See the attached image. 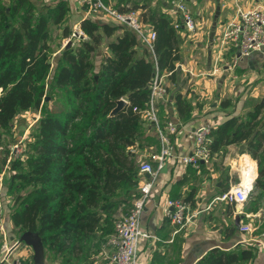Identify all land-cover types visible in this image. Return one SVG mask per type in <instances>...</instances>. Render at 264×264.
I'll return each instance as SVG.
<instances>
[{
  "label": "trees",
  "instance_id": "trees-1",
  "mask_svg": "<svg viewBox=\"0 0 264 264\" xmlns=\"http://www.w3.org/2000/svg\"><path fill=\"white\" fill-rule=\"evenodd\" d=\"M130 8L139 10L143 24L155 31L153 49L158 72L170 71L174 78L182 40V27L174 23H181V19L173 21L165 12L150 9L141 1H133ZM44 9L46 12L31 0H13L7 7H0V130H9L19 112L42 110L27 137V156L22 160L17 156L10 162L8 181L11 186L16 179L38 185L36 195L25 202L15 198L10 218L19 235L23 231L37 232L43 248L60 255L59 264H74L72 259L82 261L80 254L89 253L98 227L112 220L118 205L115 198L122 195V189L138 183L139 163L133 151L139 143L138 109L148 99L155 63L151 51L139 43L133 30L91 17L79 23L86 39L64 47L51 61L48 24H60L68 5L58 0ZM63 33L68 34L67 27ZM104 37H113L107 42L109 53L95 66L92 52ZM121 98L126 103L111 114ZM173 98L179 117L189 120L188 100L178 90ZM262 111L264 105L255 103L245 118L229 117L211 129L208 143L210 154L244 142L253 159L260 156L262 165L253 191H264ZM23 163L27 170L17 171ZM133 194L127 196L132 200L138 193ZM253 257L252 248L215 247L195 264H247ZM20 260V264H34L28 258Z\"/></svg>",
  "mask_w": 264,
  "mask_h": 264
},
{
  "label": "crops",
  "instance_id": "crops-1",
  "mask_svg": "<svg viewBox=\"0 0 264 264\" xmlns=\"http://www.w3.org/2000/svg\"><path fill=\"white\" fill-rule=\"evenodd\" d=\"M106 1L109 3L111 1L116 9H126L133 5V1H141L150 9L165 12L173 21L181 19V11L177 5L182 3L195 20L194 31H186L181 28L180 59L175 63L174 78L168 71L161 73L168 89V97L166 101L157 105L158 118L162 124L167 121L182 124L180 133L167 132L174 153L182 155L192 151L191 134L198 125L207 124L210 129H214L231 116L245 118L252 106L255 103L260 104L261 99L264 98V95L257 97L255 93H252L253 95L244 93L249 91L252 84L255 89H258L257 86L264 83V50L239 56L236 47L232 44H222V33L232 19L236 7L250 8L264 4V0H105L104 2L107 4ZM12 2L13 0H10L9 4ZM68 3L73 7L72 12H78V20L74 26L79 25L80 20L85 17L116 23L103 13L90 15L84 7L77 3V0H69ZM218 3L220 9L216 17L213 44L209 47V42L203 45L202 33L197 30L204 26L211 14V9L213 10L212 23ZM137 11L139 12V10ZM116 33L119 34L120 30H117ZM111 39L113 37H104L106 45L102 47H105L103 50L105 55L109 53L107 42ZM139 43L142 44L140 41ZM209 48L211 49L210 60H208ZM203 52L205 59L202 67ZM218 54H220L219 72L212 74L210 72ZM232 61L235 63L229 67L228 64ZM222 76L224 79L220 83ZM177 90L185 96L191 106V118L187 121L179 117L174 104L173 95ZM211 94L214 95L213 99L210 98ZM219 96L225 97L220 98ZM223 101L227 103L224 105ZM15 117L12 120L10 131L14 129ZM139 142L144 145L145 149L150 148L152 144L156 147L154 151L138 154L140 165L160 147L157 131L153 124L144 117L140 119ZM242 144L246 145L244 142L229 144L223 148L222 152L211 153L209 161L200 163V165L204 164L202 167L175 162L171 158L165 160L154 181L151 196L146 201L141 213V227L149 236L140 240L138 264H195L208 250L215 247L224 250L252 248L254 257L247 264H264V235L261 234L264 232V229L261 228L264 227V220H262L264 191L258 188L254 189L261 197V202L252 210L246 209L244 203L233 205L230 201L219 198L230 186L239 183L248 182L253 191V183L262 163L259 155L255 157L256 162L246 152V146L241 149ZM240 149L242 153H239ZM244 165L248 167V174ZM1 167V171H7L4 165ZM249 171H251V175ZM137 175L139 180L135 190L138 193L140 184L147 176L139 173ZM6 178L7 176L4 180ZM234 179L237 180L234 181ZM2 187L0 188V226L3 230H0V241L6 237L10 243H13L16 239L19 240V233L13 227L10 218V196L8 197V191L4 184ZM169 197L185 199L190 209L195 213L180 232H174L176 228L165 216L164 201ZM236 217L239 218V224L241 221L247 223L254 221L253 225L250 223L254 231L252 233L241 232L239 225L235 224ZM6 228L10 230L13 228L17 232V236L10 233L7 236ZM21 248L24 253L21 252L19 257L31 259V248L24 243ZM102 252H104V248H102ZM101 253L99 251L98 255ZM15 255L16 251L12 249L7 258L8 261L19 258ZM1 259L2 253L0 252ZM46 262L45 260V264ZM59 262L60 259L50 261L51 264H59Z\"/></svg>",
  "mask_w": 264,
  "mask_h": 264
},
{
  "label": "built area",
  "instance_id": "built-area-1",
  "mask_svg": "<svg viewBox=\"0 0 264 264\" xmlns=\"http://www.w3.org/2000/svg\"><path fill=\"white\" fill-rule=\"evenodd\" d=\"M77 3L85 7L90 15L103 13L114 20L116 23L124 25L133 30L139 41L146 46L152 54L155 63V72L148 83L149 95L144 106L138 109L141 117L153 124L160 139V147L156 152L151 153L145 159L138 169L140 175L148 174L147 178L140 184L138 195L131 200L130 207L126 214L121 215L114 222L113 232L107 239L108 247H110L109 262L110 264H138V247L140 240L148 237L149 234L141 227V213L146 201L150 198L154 181L158 175V171L162 168L167 158L173 159L175 162L199 166L200 162H207L210 159V150L208 148L210 127L207 124H200L192 131L193 148L189 154L179 155L173 152L169 143L168 133H180L182 124L179 122L167 121L161 123L157 114V105L162 101H166L168 97V89L164 82L163 75L158 72L156 66V55L153 49V41L155 39V31L152 27L146 26L140 19L139 12L132 8L125 10H117L108 6L103 0H77ZM178 9L181 11V23H174L175 27L181 25L186 31L195 30V20L192 14L186 9L182 3H178ZM72 36L78 41L86 38L85 33L80 29L78 24L75 25ZM67 42V41H66ZM232 44L236 47L238 55L245 56L254 51L264 50V4L255 5L250 8L236 7L235 13L228 25L222 33V44ZM221 44V46H222ZM220 52V51H219ZM219 56L216 55L215 65L210 73L219 72ZM235 62L228 64L231 67ZM168 73H171L168 71ZM135 109V107H134ZM22 139L14 142L10 147L12 151H18ZM22 146V145H21ZM21 150V149H20ZM20 150L16 153H19ZM248 174V170H247ZM6 171H0V187L3 186ZM251 185L248 182L239 183L230 186L224 191L219 198L243 204L249 192ZM165 216L173 224L177 225L174 232L183 228L195 215L189 204L182 198H165ZM0 230L2 226H0ZM239 230L244 233H252L254 228L250 223L241 221ZM264 235V232L261 233ZM15 242V243H14ZM10 243L6 237L0 245L2 259L0 264H20L19 258L8 261V255L11 253L13 245L21 243L16 239Z\"/></svg>",
  "mask_w": 264,
  "mask_h": 264
},
{
  "label": "rangeland",
  "instance_id": "rangeland-1",
  "mask_svg": "<svg viewBox=\"0 0 264 264\" xmlns=\"http://www.w3.org/2000/svg\"><path fill=\"white\" fill-rule=\"evenodd\" d=\"M9 1L10 0H0V7H2V8L7 7V5H9ZM31 1L39 9H41V11H43V12H46V9H44V7H47V6L51 7V6L55 5V3H56L55 2L56 0H31ZM68 1L69 0H66V3H68ZM106 2H107L108 6H111L113 8L116 7V6L112 5L111 1H110V3L108 1H106ZM72 10H73V7L71 5H69V3H68V13H67L66 17L64 18V20L60 24L52 23V21H49L48 32L50 34V37H49V44H48V57H49V60H51V61H54L56 59V57L60 53V50H62L65 45L70 43V45L73 46V45H75L74 43L78 42V40L76 38H74V36H72V32H73L74 27H75L74 24L78 20L77 19L78 12L77 11L72 12ZM212 13H213V10L211 9V14L209 15L208 20L204 23V26L202 28L200 27L199 30H197V32L200 31L202 33L201 37H202L203 45H205L206 43L209 42V31H210V26H211ZM65 27H67V30H68V34H66V35H64V33L62 31V29H65ZM65 41H67V42L64 45ZM105 45H106V43L104 40V42L97 45L95 47V50L92 52V61L95 64V66H97V63H99V61L105 55V52L103 51L105 47H102ZM205 49H206V46H205ZM202 56L203 57H201V58H202V67H203L204 59H205L204 52H203ZM257 87H258V89H255L254 85L252 84V87L251 86L249 87V91L244 92V93L248 94V95L250 93H251L250 95H253L252 93H255V96H257V97L260 95H264V83H261V85H259ZM219 97L222 98L225 96H219ZM210 98L213 99L214 95L211 94ZM48 105H51V103H48ZM41 111H35L34 109H30L27 111L19 112L14 119L13 123L15 125H14V129L12 131L0 130V171L2 170L1 166L4 165L5 169L7 170L6 171L7 178L5 180V183H3V184H4V187H6L8 189V193H7L8 197L10 196V198H9L10 205H11L10 210L15 208L14 204L12 203V201H14L15 198L16 199L19 198L18 201L21 200V201L25 202V201L30 200L34 195H36L35 190L37 189L38 185L26 184V182H23V181L16 179L15 182H13L14 184L11 186L10 184L8 185V181H10V176L12 174V171L10 170L11 160L17 156L19 157V159L22 160V159H24V157L27 156V154H26L27 145H28L27 143H29L28 142L29 138H27V137L35 129L37 122H38V119L40 117ZM17 139H19V140L22 139V142H21L22 146L20 145L19 149H17L18 151L21 149L19 153H16L18 151H12L10 149V147H12L15 144L14 142H16ZM9 145H10V147H9ZM135 147H134L135 148L134 150H135L136 156L138 158V162H139V156H138L139 153L141 154V152L154 151L156 149L154 144H152V146L150 148L147 147L145 149L144 145H142V143H140V142L137 143V146L135 145ZM26 170H27V168L23 163L17 171H26ZM249 172L251 175V171H249ZM16 185H18V186L14 187ZM134 189H135V187L122 189V191H121L122 195H118L115 198V200H117L118 205L115 209V213L112 215V218H111L112 220L107 222L106 224H103V225L98 227V232L96 234L97 235L96 238L93 239L89 243L90 244L89 249L87 250L89 253L80 254L82 261L78 262V260L75 261L74 259H72L74 264H110V262H109L110 247H108L107 239H108L109 235L113 232L112 228H113V225H114V222L116 221V219L119 218L121 215L127 213L128 209L130 207V204H131V198H129V196H127V195L130 193H133V192L135 194L136 190H134ZM252 192H253L252 197H250V199H248L246 201V204L244 205V207L248 210L254 209L261 202V197H259L258 199L255 200V196H259V194L256 191H252ZM123 199H126V200L129 199V200L127 202H120ZM262 220H264V208H262ZM243 222H245V221H243ZM253 222H250V223L253 225L254 224ZM261 228L264 229V227H261ZM5 233L7 236H9V233L17 236L16 235L17 232L13 228H11V230L6 228ZM2 242L3 241H0V245ZM21 246H22V242L16 243V245H13V247H12V249L14 251H16L15 256H17V257H19L21 252L24 253ZM102 248H104V252H102ZM43 249H44V252H43L44 264H45V260L47 261L46 264H51L50 263L51 260L55 261L56 259H60L59 258L60 255L57 254L56 252H54L53 250L46 249L45 246ZM99 251H100V253L101 252L102 253L98 255ZM29 252H30V250H29ZM32 256H33V254H32V250H31V261H33ZM85 256H86V258H85ZM29 257H30V255H29ZM19 261H21L20 257H19ZM87 261H88V263H85ZM71 264H73V263H71Z\"/></svg>",
  "mask_w": 264,
  "mask_h": 264
},
{
  "label": "water",
  "instance_id": "water-1",
  "mask_svg": "<svg viewBox=\"0 0 264 264\" xmlns=\"http://www.w3.org/2000/svg\"><path fill=\"white\" fill-rule=\"evenodd\" d=\"M219 9H220V6L218 3L216 6L215 14H214V19H213L211 26H210L209 47H211L213 44V38H214L215 27H216V17L218 16ZM69 45H70V43L67 44V46H69ZM210 59H211V49L209 48L208 49V60H210ZM223 79H224V76H222L220 83L222 82ZM125 103H126V101L123 98L117 100V105L112 110L111 114H114V112H116ZM260 104H264V98L261 99ZM244 147H245V145L242 144L241 149ZM241 149H240L239 153H242ZM247 168L248 167L246 165H244V169L247 170ZM145 176H148V174L146 173ZM235 224L239 225V218L238 217H236V219H235ZM19 240L31 248L32 254H33L32 257H33L34 264H43V244H42V240H41V237L39 236V234L35 231H23L19 235Z\"/></svg>",
  "mask_w": 264,
  "mask_h": 264
}]
</instances>
